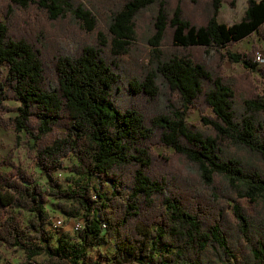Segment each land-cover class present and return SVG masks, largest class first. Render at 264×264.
I'll list each match as a JSON object with an SVG mask.
<instances>
[{
	"label": "trees",
	"instance_id": "16d2710c",
	"mask_svg": "<svg viewBox=\"0 0 264 264\" xmlns=\"http://www.w3.org/2000/svg\"><path fill=\"white\" fill-rule=\"evenodd\" d=\"M187 1L177 0L171 11L169 0H131L110 24L116 55L126 54L135 39L136 15L158 4L149 40L158 60L143 80L130 81L127 91L130 100L155 98L165 85L180 105L151 119L118 98L119 72L101 48L85 46L77 56L58 57L52 81L42 51L25 37H12L9 24L0 22V66L7 68L0 81V112L10 109L8 99L20 103L18 113L3 123L32 137L35 161L49 184L44 190L12 161L9 175L0 176V248L24 251L20 264H34L43 255L51 264H264V99L246 98L238 117L234 88L191 56L200 49L222 53L260 33L264 0H247L243 17L230 25L219 21L224 0H210L199 22L185 15ZM225 1L235 7L238 0ZM11 2L37 4L52 18L72 9L64 0ZM72 10L88 30L96 27L90 10L82 5ZM167 34L191 53L160 58ZM226 55L246 68L257 65L246 53ZM201 97L218 118L206 120L212 133L187 124L189 106ZM58 129L63 135L44 143ZM156 143L185 157L200 186L158 170ZM70 155L77 158L71 169L79 177L64 188L55 171ZM50 195L66 218L83 221L81 230L53 232L55 218L45 208ZM109 243L113 251L91 256L90 250Z\"/></svg>",
	"mask_w": 264,
	"mask_h": 264
},
{
	"label": "rangeland",
	"instance_id": "374dc122",
	"mask_svg": "<svg viewBox=\"0 0 264 264\" xmlns=\"http://www.w3.org/2000/svg\"><path fill=\"white\" fill-rule=\"evenodd\" d=\"M72 9L82 5L90 10L97 19V25L93 30H88L85 23L80 20L72 9H67L58 18H52L49 12L37 4L22 7L11 2V0H0V22L8 23L10 35L15 38L25 37L42 53L48 75L52 81L55 80V68L58 57L63 55L77 56L85 46H97L101 48L104 58L119 72L121 91L118 98L126 103L135 104L151 119L154 115L166 112L173 105H180L179 97L165 85H161L158 97L150 98L147 95H140L129 99L127 87L130 81L144 79L153 69L158 58L155 46L149 40L155 32V20L158 11V4H153L141 10L135 17V39L131 40L129 52L123 55H116L114 51V34L110 29L115 12L125 7L131 0H64ZM210 0H189L185 2V15L194 20L201 21L205 9ZM177 0H169L171 11ZM247 0H238L237 5L232 7L227 1L222 2L219 21L232 24L239 21L245 14ZM9 14V15H8ZM162 55L160 58L169 59L175 55H184L191 52L174 45L167 34L162 45L159 46ZM240 52L248 54L256 63L259 52L264 53V26L260 33L252 35L241 41L229 44L221 49V52L212 50L209 53L204 49L195 50L191 56L196 60L205 62L207 66L217 75L225 78L226 82L234 88L235 107L238 117L244 111V100L248 97L259 95L264 99V64H257L253 69L246 68L242 62L232 61L227 57L226 52ZM225 53V54H223ZM7 76V68L0 66V81ZM206 88L207 85L205 84ZM10 108L0 112V176L9 175L10 162L26 169L33 174L41 187L48 191V176L40 169L35 161L36 150L33 146V139L25 132H17L13 126H6L3 120L18 113L20 103L15 99L6 100ZM208 119L218 120L211 107L203 102V97L187 110V124L193 129H201L212 133V125L207 123ZM264 119V117H263ZM207 120V121H206ZM63 135V130H56L48 135L44 143H50L53 138ZM230 150H235L231 146ZM156 154V168L179 183L189 182L194 186H200L197 170L182 155L170 146L156 143L153 145ZM77 158L70 155L65 159L63 168L55 171L56 178L66 188L74 184L78 179L73 164ZM95 182V180H92ZM221 182V181H219ZM244 204H246L243 201ZM51 218L63 219L60 228L53 227V232H76L75 219L66 218L57 205L53 196L45 204ZM30 218L28 213L22 215L24 223ZM3 253V264H20L25 260V253L22 250H9L0 248ZM113 251V243L90 250L91 256H99L101 252ZM34 264H51L46 256H39Z\"/></svg>",
	"mask_w": 264,
	"mask_h": 264
},
{
	"label": "built area",
	"instance_id": "2783aa9c",
	"mask_svg": "<svg viewBox=\"0 0 264 264\" xmlns=\"http://www.w3.org/2000/svg\"><path fill=\"white\" fill-rule=\"evenodd\" d=\"M257 60H258V63L257 64H264V53L263 52H259L258 55H257ZM71 219H75V218H71ZM63 219L61 218H55L54 219V225L56 227H61L62 224H63ZM83 228V221L82 220H79V219H75V227L74 229L76 231H79ZM130 264H135V263H130Z\"/></svg>",
	"mask_w": 264,
	"mask_h": 264
}]
</instances>
